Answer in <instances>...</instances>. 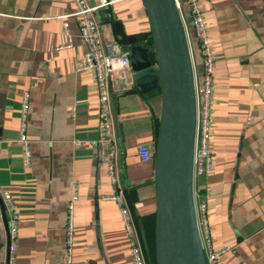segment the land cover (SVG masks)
<instances>
[{
    "label": "crops",
    "instance_id": "obj_1",
    "mask_svg": "<svg viewBox=\"0 0 264 264\" xmlns=\"http://www.w3.org/2000/svg\"><path fill=\"white\" fill-rule=\"evenodd\" d=\"M106 1L112 3L96 10L93 18L107 41L133 53L126 80H109L119 183L126 206L128 196L137 215L143 216L155 213L154 164L141 163L136 147L147 144L154 149L161 95L152 89V77L137 75L155 68L141 42L122 45L116 36L118 31L126 37L149 35L140 0ZM86 2L93 6L99 0ZM197 4L215 74L210 113L213 172L194 180L195 202L210 189L208 238L214 250L230 248L218 264H264V0ZM75 12L72 0H0V195L9 193L20 217L16 264H67L66 207L73 182L78 201L70 264H132L119 209L102 199L112 188L98 149L73 147L74 141L96 138L98 113L93 72H77L85 47ZM182 15L199 76L198 44L183 0ZM25 91L28 163L19 142ZM8 217L0 198V264L7 256Z\"/></svg>",
    "mask_w": 264,
    "mask_h": 264
},
{
    "label": "water",
    "instance_id": "obj_2",
    "mask_svg": "<svg viewBox=\"0 0 264 264\" xmlns=\"http://www.w3.org/2000/svg\"><path fill=\"white\" fill-rule=\"evenodd\" d=\"M140 2L149 35L126 37L118 31L116 36L122 45L141 42L139 46L147 50L155 68L148 71L147 67L137 75L152 77V89H159L161 95L153 162L155 264H207L194 198L197 107L185 23L175 0ZM128 54L133 57L132 51ZM147 63L150 64L149 59ZM143 86L150 88L148 84Z\"/></svg>",
    "mask_w": 264,
    "mask_h": 264
},
{
    "label": "built area",
    "instance_id": "obj_3",
    "mask_svg": "<svg viewBox=\"0 0 264 264\" xmlns=\"http://www.w3.org/2000/svg\"><path fill=\"white\" fill-rule=\"evenodd\" d=\"M76 12L74 17L77 18L79 37L85 47L83 63L77 68V72L92 71L96 84L97 96V123L96 138L84 143L83 141H74L73 147L79 148L87 144L98 149V160L100 165L106 169L107 178L112 188V193L104 195L103 200L113 202L119 209L120 218L129 239V252L132 264H147L143 250L138 241L136 227L126 206L123 191L119 183L116 160L118 157V146L113 129V121L110 107L109 80L118 78L126 80L129 75V54L121 49L115 41H107L101 33L99 26L93 14L99 8L111 4L106 0H99V3L93 6L87 4L86 0H72ZM177 8L182 15V0H175ZM188 7L191 18V25L194 37L198 44L199 55L201 59V73L195 74L194 88L196 95L197 107V126L195 136L194 180L201 176L209 175L213 172V154L210 147V113H211V94L213 77L215 74V63L212 50L210 48L207 29L203 21L201 11L198 7L197 0H183ZM67 39L66 47L72 44V37L65 30ZM191 48V47H190ZM29 108V91H25L22 98L20 114V137L19 142L23 147L26 163L30 158L29 141L25 136L26 118ZM75 117V107L71 109V118ZM136 156L141 163L154 162V149L147 144H139L136 147ZM203 198L195 202L197 221H201L203 233L200 231L205 260L207 264H218L225 257L230 248L224 247L220 250H214L208 238L207 225V201L209 200L210 189L206 188ZM8 217V248L6 259L1 264H16V251L18 243V229L20 217L16 212L12 199L7 192L0 195ZM78 201V185L76 182L71 184L70 200L66 207V239H65V261L67 264L72 263L73 243H74V205ZM85 264H88L85 262Z\"/></svg>",
    "mask_w": 264,
    "mask_h": 264
},
{
    "label": "trees",
    "instance_id": "obj_4",
    "mask_svg": "<svg viewBox=\"0 0 264 264\" xmlns=\"http://www.w3.org/2000/svg\"><path fill=\"white\" fill-rule=\"evenodd\" d=\"M156 127V133L157 134ZM127 206L130 211L133 223L136 227L138 241L141 244L145 261L147 264H155L154 259V220L155 213L139 216L136 213L134 205L129 201L127 196ZM130 253V252H129ZM131 257V255H130Z\"/></svg>",
    "mask_w": 264,
    "mask_h": 264
},
{
    "label": "rangeland",
    "instance_id": "obj_5",
    "mask_svg": "<svg viewBox=\"0 0 264 264\" xmlns=\"http://www.w3.org/2000/svg\"><path fill=\"white\" fill-rule=\"evenodd\" d=\"M150 146V145H149ZM150 148H152L151 146H150ZM141 245V244H140Z\"/></svg>",
    "mask_w": 264,
    "mask_h": 264
}]
</instances>
